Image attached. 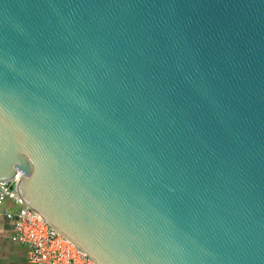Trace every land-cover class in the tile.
I'll list each match as a JSON object with an SVG mask.
<instances>
[{"label": "water", "instance_id": "obj_1", "mask_svg": "<svg viewBox=\"0 0 264 264\" xmlns=\"http://www.w3.org/2000/svg\"><path fill=\"white\" fill-rule=\"evenodd\" d=\"M95 264H264V0H0V181Z\"/></svg>", "mask_w": 264, "mask_h": 264}, {"label": "built area", "instance_id": "obj_2", "mask_svg": "<svg viewBox=\"0 0 264 264\" xmlns=\"http://www.w3.org/2000/svg\"><path fill=\"white\" fill-rule=\"evenodd\" d=\"M17 172L9 181H0V213L13 219L12 241L28 249L29 264H95L71 242L54 232L40 215L27 207L17 192ZM15 207L8 213L4 203Z\"/></svg>", "mask_w": 264, "mask_h": 264}, {"label": "crops", "instance_id": "obj_3", "mask_svg": "<svg viewBox=\"0 0 264 264\" xmlns=\"http://www.w3.org/2000/svg\"><path fill=\"white\" fill-rule=\"evenodd\" d=\"M4 208L8 213L15 212V207L10 202H5ZM13 233V219L0 213V264H29L27 247L13 242Z\"/></svg>", "mask_w": 264, "mask_h": 264}]
</instances>
